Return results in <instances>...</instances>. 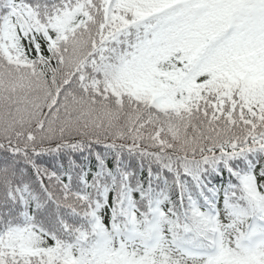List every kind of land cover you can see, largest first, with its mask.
Here are the masks:
<instances>
[{"label": "snow or ice", "instance_id": "obj_1", "mask_svg": "<svg viewBox=\"0 0 264 264\" xmlns=\"http://www.w3.org/2000/svg\"><path fill=\"white\" fill-rule=\"evenodd\" d=\"M0 264H264V0H0Z\"/></svg>", "mask_w": 264, "mask_h": 264}]
</instances>
